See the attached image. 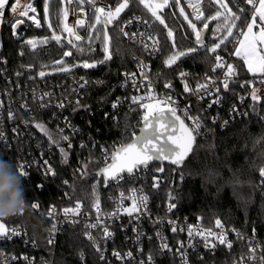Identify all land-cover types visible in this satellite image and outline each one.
Masks as SVG:
<instances>
[{"label":"built area","instance_id":"obj_1","mask_svg":"<svg viewBox=\"0 0 264 264\" xmlns=\"http://www.w3.org/2000/svg\"><path fill=\"white\" fill-rule=\"evenodd\" d=\"M181 1L186 6L192 20L199 22L205 18L204 5L208 0ZM230 1L239 9L247 10L250 15L253 13L254 6L247 0ZM65 2L68 10L67 25L73 29V35H69L67 31H59L57 35L67 45H74L77 41L75 36L79 35L81 40H84L86 32L91 29L89 25H94L92 17L96 8L102 7L105 12L109 10L114 12L123 0H94V3L89 2V0H82V2L72 0L71 3L65 0ZM257 2L258 0H256ZM15 3L17 0H8L3 16L0 17L1 35L2 28L10 29L14 37H19L25 33V27L37 26L36 22L29 17L34 16L39 21V25L41 23L35 0H19V8L31 4L36 9L35 13L29 11L28 16L13 14L11 5ZM171 3L172 0H168L164 7L171 5ZM124 10L112 21H117L118 30L119 27H123L124 32L128 35L121 33L122 37L128 43H135L138 49H134L132 56L134 60L133 70L121 73L120 83L129 90V94L121 100H116L113 104L117 106L114 108L112 104L109 111L112 118L115 119V109L123 103L128 108L136 104L141 106V114L131 132V138L136 136L143 116L147 113L142 105L147 101H155L160 108L168 110L163 103L167 97H171V100L174 101L170 106L175 108L176 113L184 119L190 129L195 128L193 118L199 119L200 128L196 130L199 134L194 132L195 138L203 137L208 132L201 115L204 111L212 112L211 120L216 122L219 127H225L229 121L248 115L249 109L245 106V102L248 97L253 95V90L264 81L260 75L244 76L241 79L243 91L237 92L234 100L225 109L226 112L224 110L223 82L227 65L230 64L229 58L233 54L228 49L234 47L237 39H239L240 31L233 32L234 35L230 38L232 42L229 43L228 48H225L222 53L215 54V57L218 54L222 58L224 64L223 68H218L219 72L214 75L205 74L201 81L195 83H191L188 74L185 73L184 77L177 76L176 85L173 83L161 84L157 78L158 70L154 69L152 64V60L157 58L161 51L158 37L146 18L137 13L122 15ZM219 11L224 13L223 10ZM201 13V20H196V15ZM60 14H63V9L60 10ZM96 14L103 16L100 13ZM17 20H21L23 23L15 29L14 34L13 24ZM77 20L83 21V24L78 25ZM110 25L111 23L108 27ZM201 29L202 27H198L197 32H200ZM69 40L72 41L71 44ZM193 42L196 43V35H194ZM145 45L149 47L146 49ZM79 65L80 63L77 62L72 70L58 72L63 77L61 80L52 78L50 70H35L29 65L13 66L4 53L3 38L1 37L0 133H2V138H0V157L5 159V149H14L16 151L15 166L17 170L20 165H23L28 174L37 171L54 183L57 172L54 163V149L60 151L63 148L69 152L75 146H84L88 142L91 146L99 144V162L102 168L111 163L113 152L123 145L113 140L108 144L99 143V140L94 138L90 131L82 129L77 122L70 119V114L66 112L68 109L71 111V106L78 105L87 89L86 78L74 73L73 69ZM233 69L235 75L229 77V84L236 77V69L234 67ZM41 71L45 73L43 77L39 75ZM145 73L147 78H144L143 74ZM133 80H135V87ZM166 84H170L171 87H166ZM81 85L84 86L81 87ZM185 85L190 91H185ZM199 85H207L208 87L197 91ZM133 96L142 97V99L133 104ZM217 100L219 102H215ZM59 105L63 106L60 107ZM48 109L51 110V117L47 121L37 117L38 112H44ZM37 124L44 125L51 135V139L48 134L36 127ZM62 136H68L69 140H63ZM46 140L47 143H45ZM49 167L55 172V175L47 171ZM74 169L79 172L81 164L77 163ZM150 172V166H139L133 173L122 172L119 179L109 180L107 185L103 183L105 195L104 197L99 196V211L94 207L95 201L85 205L72 199L67 193L58 194L55 200L45 207H42L37 200H30L27 211L49 222L45 238L48 247L55 245L67 224L82 225L87 240L103 264H158V258L161 256L171 259V264H193L196 259L199 260L208 254L215 255L221 248H229L227 244L221 245L213 237H208V239L215 247H205L203 236L196 235V233L202 232L206 235L209 230L216 233L223 231L227 241L231 243L230 249L234 251V257L229 264H264L262 243L254 230L243 231L222 221L223 228H218L215 221L209 223L201 216L181 215L175 207L170 210L169 205L173 204L171 202L159 206V209L152 208L146 187L148 184L153 187L156 186L157 180L154 176L151 183L148 181ZM38 187H41L40 184ZM133 195L137 201V211L129 214L123 209L133 207ZM142 196L147 197V201L143 204L140 203L139 199ZM77 203L81 206L79 213H70L65 216L64 209H74ZM33 204H38V208L34 209ZM53 208L55 212L49 216V212ZM3 222L6 235L0 237L12 241V244L10 245L11 248L1 252L0 264H54L50 251L39 245L25 226L9 223L7 219ZM53 224H56L54 232L51 231ZM92 225L97 226L91 227ZM105 228L112 233L111 236L104 235ZM174 228L175 231H173ZM189 228L193 229L192 236L189 235ZM13 229L18 230L19 234L13 235ZM90 236L94 238L95 243L89 238ZM114 253L119 255H114Z\"/></svg>","mask_w":264,"mask_h":264},{"label":"trees","instance_id":"obj_2","mask_svg":"<svg viewBox=\"0 0 264 264\" xmlns=\"http://www.w3.org/2000/svg\"><path fill=\"white\" fill-rule=\"evenodd\" d=\"M43 2L44 0H35L40 26L25 27V33L19 37H14L10 29L2 28L4 53L13 66L29 65L35 70L48 71L50 63L68 51L70 55L65 57L63 64L70 66L72 70L79 62L80 65L73 69L74 73L82 75L87 80L83 98L78 105L71 106V111L69 109L66 111L70 114V119L77 122L82 129L90 131L99 143L108 144L111 140L119 144L126 143L131 139V132L141 114V106L136 104L128 108L123 103L115 109V119L112 118L109 108L116 100H121L129 94V90L120 83L121 73L133 70L132 56L138 46L135 43H128L122 37L117 28V21L111 22L107 29L111 36L112 58L105 63H99L104 59L105 53L102 40L97 36L102 35L104 26L89 29L84 40L75 41L76 46L67 45L62 39L58 43L51 37L53 33L61 31L60 10L63 0H49V23L45 19ZM228 2L232 13L239 15L240 9L230 0ZM181 9L190 16L181 0H172L171 5L163 7L158 12L164 19L163 23H160L145 5H141L139 0H129L128 7L122 13V15L137 13L150 22L161 48L158 57L152 60L154 69L158 70L157 78L161 84L176 85L177 76L181 73H187L191 83L201 81L205 74H216L219 69L215 68V54L222 53L229 47L227 43L226 47L221 45L217 48L216 53L208 51L209 46L225 36L226 31L214 34L219 20L207 18L214 16L217 10H223V16H227L229 13L225 9L215 5L211 0L205 3V18L197 22L208 25L203 46L193 42L194 37ZM250 16V13L244 10L241 19L235 22L237 27H234L233 32H241L245 27L244 21L249 22ZM49 24L52 25L51 28ZM199 27L203 28L204 25ZM170 29L173 31L172 37L168 36ZM230 38L228 37L229 40ZM45 39L47 43H37L35 48L25 44L27 40ZM191 43L196 45L195 51L185 54L170 65L165 63L170 58L173 44L182 49L189 47ZM233 49L234 47L228 50L233 52ZM85 62L95 63L96 66L83 68L81 65ZM229 63L236 69V77L228 89L223 88L224 110L234 100L235 94L243 91L241 79L244 76H252L245 69L242 59L234 54L230 56ZM50 75L54 79L63 78L58 72ZM259 75L264 78V72ZM245 106L249 109L248 115L229 121L225 127H219L211 120L212 112H202L208 129L207 134L196 138L190 155L179 168L168 164L151 165L148 181L151 183L156 176L157 185L153 187L148 184L146 189L151 207L154 209L171 202L181 215L201 216L209 223L219 219L243 231L254 230L262 243L264 253V179L260 176V169L264 168V92L257 103L254 102L253 96L248 97ZM38 113L37 117L45 121L51 117L50 109ZM4 152L5 159L11 160L15 165L16 151L5 149ZM65 152L67 162L61 151L57 149L53 151L57 171L54 183L37 171L21 176L27 201L37 200L45 207L53 202L58 194L67 193L72 199L89 205L97 197H104V177L97 175L101 169L99 144L91 146L88 142L83 147L75 146L71 151ZM77 163L81 164L79 172L74 169ZM160 167L163 171L156 170ZM39 184L41 187H38ZM7 221L25 226L38 244L50 251L54 264H103L80 224H67L55 245L48 247L45 239L49 227L47 220L25 211ZM11 244L12 241L0 237V254L11 248ZM233 257L232 249L221 248L215 255H205L193 261V264H229ZM158 259V264H171V259L164 256Z\"/></svg>","mask_w":264,"mask_h":264},{"label":"snow or ice","instance_id":"obj_3","mask_svg":"<svg viewBox=\"0 0 264 264\" xmlns=\"http://www.w3.org/2000/svg\"><path fill=\"white\" fill-rule=\"evenodd\" d=\"M69 3L72 2V0H68ZM77 2H82V0H77ZM89 2H93L94 0H89ZM168 0H164V4H167ZM217 3L220 4V6L222 8H224L229 14L227 16H223V13L219 10L216 11L214 16L208 17L207 19H213V20H219V22L217 23L216 29L214 31V34L216 32H220V31H226L227 35L221 37L219 39L218 43L213 44L208 51L212 52V53H216L217 48H220L221 45H224V47L227 46V43H231L232 41L228 39V37L233 36V32L232 29L234 27H237L236 25V21L241 19V16L243 15L244 9H240V14L237 15L235 13H232L230 9H228L227 5L223 3V0H216ZM248 3L253 4L255 11L253 13V17H252V21L248 22L247 20L244 21V25L247 28V32H240L238 35L242 36L243 39H237L236 43L239 44V47L235 48V55L237 57H240L241 59L244 60V62L248 65L249 67V71H253V65L254 64H258L260 66L261 70H264V0H258L259 3V7H256V0H247ZM139 3L145 4V7L147 8L148 5L145 3V0H139ZM6 5H8V0H0V17L3 16V11L6 7ZM129 5V0H123L122 3H119L118 6L115 8V11H107L105 12V9L102 7H98L95 9V13H100L103 14V16L100 15H96V23L97 24H103L104 28H103V32L102 35H98L97 38L102 40L103 43V50L105 53L104 59L99 61V63H105L108 60H110L112 58V53H111V37L109 36V33L107 31V25L110 24L112 22V20L117 17L119 15V13L121 11H123L125 8H127ZM11 11L13 14H16L18 16H28L29 11L35 13L36 9L34 7H32L31 4H26L23 8H19V0H17V3L12 4L11 5ZM44 11H45V19H47L48 17V4L47 2L45 3V7H44ZM149 11L152 12V15L157 19L160 20V23H163V20L160 19V17L156 14V11L153 10L152 8H149ZM181 12L183 13V10H181ZM68 14V10L65 8L63 10V17L66 19ZM223 16V19L220 20V18ZM259 16V19L261 21V25L259 26V31L255 34H253V26L256 23V17ZM202 17V13L200 15H196V20H201ZM29 19L33 20L36 22L37 26L39 25V21L36 20V18L33 17H29ZM23 23V21L21 20H17L16 24H13V29H14V34H15V28L17 27V25ZM76 23L78 25H82L83 21L81 20H77ZM129 23H131V21H129ZM49 28L52 27L51 24L48 25ZM193 27V30L196 31L195 29V25L192 24L191 25ZM90 28H94L95 25L90 24L89 25ZM119 27V26H118ZM204 27L207 28L208 25L207 23H204ZM63 30L67 31L69 33V35H73V29L70 28L66 23L63 25ZM99 32V30H97ZM119 32L124 34V35H128V33L124 32L123 27H119ZM168 36L172 37V31L169 30L168 32ZM52 39L56 40L58 43L60 42L61 38L60 36L56 35L55 33H53ZM75 39L77 41H80L82 38L79 35L75 36ZM47 39H45L44 41H35V40H27L25 41L26 45H30L31 47L35 48L37 43H47ZM69 43L71 44L72 41L69 40ZM156 42L154 41V44ZM196 43L200 44L203 46V40L201 37V32H196ZM257 43H259L260 45H262V47H260L259 49L257 48ZM76 46V45H73ZM149 46L145 45V48L147 49ZM235 47V45H234ZM81 51H83V49H80ZM189 52H193L195 51V49H189ZM186 53L181 51V52H177L174 55H172L169 59H167L165 61L166 64H172L175 62V60L180 57L185 55ZM65 56L70 55L69 52H65L64 53ZM216 64H215V68H223L224 64L222 62V58L217 54L216 57ZM58 63H62V62H58ZM95 63L89 64L87 62H85L83 64L84 68H91V67H95ZM62 71H66V68H62L60 69ZM215 70V69H214ZM40 76H44L45 73L43 71H41L39 73ZM144 78H147V74H143ZM181 77H184L186 74L185 73H181L180 74ZM235 72L233 69V66L231 64L227 65V71L225 73V79L223 82V87L224 89H228L229 87V83H228V79L230 76H234ZM87 83V82H85ZM133 85L134 87L135 85V80H133ZM84 85H81V87H83ZM166 87H171L170 84H166ZM149 87H151V85H149ZM207 85H199L197 88V91H200L201 89H207ZM185 91L188 92L190 91V89L188 88L187 85H185ZM217 91H219V89H217ZM47 95V94H46ZM142 99V97H136L133 96L132 97V103L136 104L138 103L140 100ZM253 99H257L256 95H255V90H253ZM215 102H219L218 100ZM164 105L168 108V111L171 113V115L173 117H175V121H172L170 124L166 125V122L164 121V116L163 115H154L155 113H163L164 109L160 108L158 105H153V104H143L142 107H144L145 109H147V113L143 116V120H144V128L141 130V135L136 137L135 140L132 143H129L123 147H121L120 149H117L115 151V153L113 154V156L111 157V163L106 164L105 167H103L102 169H100V171L97 173V175H102L104 177V183L105 185H107L109 180H115V179H119L120 178V173L122 172H128V173H133L134 170L139 167V166H147L149 161L151 160H169L171 161L172 164H176L179 165L181 164L185 157L189 154V152L192 151V145L195 141V136L193 135L194 132H196L197 129L200 128V122L198 118H193L194 122H195V128L194 129H189L188 127L185 126L184 122L182 120H180L179 116H176V111L175 108L171 107L170 105L174 103V101L171 100V97H167L164 99L163 101ZM60 107H62L63 105H59ZM117 105L113 104V107L115 108ZM11 115V114H10ZM179 122V127L177 128V123ZM37 128H39L41 131H44L45 134H48L50 139H51V135L47 132V129L44 127V125L42 124H37L36 125ZM155 128V131H158L161 134L166 135L167 140L172 144L175 145V150L172 152V154H165L164 151L162 149H160L158 147V141H159V137L152 135L151 133H148L147 130L149 129H153ZM179 131L180 135H176V132ZM196 134L198 135L199 133L196 132ZM149 136H151V138H149ZM0 138H2V133H0ZM63 140L67 141L69 140L68 136H62L61 137ZM53 143H56V141H53ZM83 147V145H81ZM69 147H71V144H69ZM62 156L65 160V162H67V153L65 152V149L61 148L60 149ZM47 163V162H45ZM48 172H50L52 175H55V172L49 167L47 169ZM159 171H163V169H159ZM18 173L20 176H27L28 173L27 171L24 169L23 165H20L18 168ZM260 173L262 176H264V168L260 169ZM65 183L67 184V181H65ZM93 190L95 192V186H93ZM133 199V207L130 209H123L124 212H127L129 214H131L134 211H137V201L135 198V195H133L132 197ZM140 199V203L143 204L147 201V197L146 196H142L139 198ZM32 207L38 208V204H33ZM80 204L77 203L76 207L74 209L72 208H66L64 209V214L65 216H68L70 213L71 214H78L79 210H80ZM94 207H96L97 211H99V198L97 197L95 199L94 202ZM175 207V204H171L169 205V209L171 210L172 208ZM55 212V209H51L49 212V216H52L53 213ZM215 224L218 228H223V225L221 223V221L219 219H217L215 221ZM97 225H92L91 227H96ZM56 230V224L52 225V229L51 231H55ZM176 229L174 228L173 231H175ZM12 234L13 235H18L19 231L16 229L12 230ZM6 235V229H5V225L0 222V236H4ZM104 235L105 236H111L112 233H110L108 231L107 228L104 229ZM189 235L192 236L193 235V229L189 228ZM196 235H201L204 238V242H205V247H215L214 244H211L208 237H213L216 240L219 241V243L221 245L223 244H227L228 247H231V243L227 241V238L224 234L223 231L216 233L213 232L211 230H209L207 232V234L205 235L202 232H197ZM11 238V237H9ZM90 239L93 240V243H95L94 238H92L91 236L89 237ZM164 247H167V245H164ZM114 255H119L118 253H114ZM129 255H131L129 253Z\"/></svg>","mask_w":264,"mask_h":264},{"label":"rangeland","instance_id":"obj_4","mask_svg":"<svg viewBox=\"0 0 264 264\" xmlns=\"http://www.w3.org/2000/svg\"><path fill=\"white\" fill-rule=\"evenodd\" d=\"M215 5H217V6H220V4L219 3H217L216 2V0H211ZM47 2V4H49V0H44V2H43V9H44V7H45V3ZM145 3L148 5V7H147V9L149 10V8H152L153 10H155L156 11V14L160 17V19H162V20H164L163 18H162V16L158 13L159 12V10L162 8V7H164V5H166V4H164V1H162V0H145ZM223 3L224 4H226L227 5V7H228V9H230L231 10V12H232V9H231V6H230V4H229V2H228V0H223ZM221 7V6H220ZM256 7H259V3L257 2L256 3ZM66 8V2L63 0V2H62V4H61V9H65ZM222 8V7H221ZM67 9V8H66ZM224 9V8H223ZM181 10H183V9H181ZM158 11V12H157ZM254 11H255V8H254V10H253V13H254ZM149 12H151V11H149ZM182 13V12H181ZM253 13L251 14V16H250V19H249V22H251L252 21V17H253ZM44 14H45V11H44ZM151 14H152V12H151ZM183 16H184V19H185V22H186V24H187V26H188V28H189V30H190V32L192 33V36L194 37V35H196V32H197V29H198V27L199 26H201V25H204L203 23H197L196 21H194V20H192L191 19V17L190 16H188L186 13H185V11L183 10ZM96 15H98V14H95L93 17H92V21H94V25H95V27L94 28H91V29H96L98 26L100 27L101 25H103L102 23L101 24H97L96 23ZM46 21L49 23V18L47 17V19H46ZM67 22H68V15H67V17H66V19L63 17V14L61 15V17H60V23H61V25H60V27H61V31L62 32H64V30H63V25L66 23L67 24ZM113 22V21H112ZM16 24V23H15ZM192 24H194L195 25V29H196V31H194L193 30V27L191 26ZM20 25V24H19ZM19 25H17V27L15 28V29H17L18 28V26ZM261 25V21H260V19H259V16H257L256 17V23H255V25L253 26V34H255V33H257L258 31H259V26ZM36 27V26H35ZM171 30V29H170ZM233 30H234V28L232 29V32H233ZM107 31H108V29H107ZM172 31V30H171ZM173 32V31H172ZM241 32H247V28H246V26L243 28V30L241 31ZM108 33H109V31H108ZM57 35V34H56ZM225 35H227V33L225 34ZM109 36H110V33H109ZM1 37H2V35H1V32H0V39H1ZM111 37V36H110ZM239 39H243V37L242 36H239ZM218 41V40H217ZM219 42V41H218ZM213 44H211L210 46H209V48L212 46ZM257 48L259 49L260 47H262V45H260L259 43H257ZM236 47H239V44L238 43H236L235 44V47H234V49H233V54L235 53V48ZM194 48H196V45L195 44H192L191 43V45L189 46V47H187V48H182V49H179V48H177V46L175 45V44H173V46H172V53H171V55H170V57L172 56V55H174L175 53H177V52H181V51H183V52H185L186 54H188V53H190L188 50L189 49H194ZM66 52H68V51H66ZM235 55V54H234ZM184 56V55H183ZM183 56H180V57H178L175 61H177L179 58H181V57H183ZM236 56V55H235ZM65 55H62V56H60V57H58V58H56L53 62H51L50 63V73H56V72H62V70H60V69H62V68H66L67 70L68 69H71V67L70 66H67V65H65V64H63L64 63V59H65ZM240 58V57H239ZM242 61H243V64H244V67H245V69L248 71V73H249V75H252V76H254V75H259V74H261L262 72H264V70H261L260 69V66L258 65V64H254L253 65V71H249V67H248V65L244 62V60L242 59ZM58 62H62V63H58ZM264 92V84H259L257 87H256V89H255V95H256V97H257V99H255L254 100V102L255 103H257V101L259 100V98H260V95L262 94ZM253 96V95H252ZM147 104H153V105H158V103L157 102H155V101H147L146 102ZM145 103V104H146ZM146 111H147V109H146ZM159 169H161V167L160 168H158V169H156V170H158L159 171ZM260 176H262L261 175V173H260ZM263 177V176H262ZM156 179V178H155ZM264 179V178H263ZM4 220H0V222H2V223H4L3 222Z\"/></svg>","mask_w":264,"mask_h":264},{"label":"clouds","instance_id":"obj_5","mask_svg":"<svg viewBox=\"0 0 264 264\" xmlns=\"http://www.w3.org/2000/svg\"><path fill=\"white\" fill-rule=\"evenodd\" d=\"M29 209L23 180L11 160L0 157V220L20 215Z\"/></svg>","mask_w":264,"mask_h":264},{"label":"water","instance_id":"obj_6","mask_svg":"<svg viewBox=\"0 0 264 264\" xmlns=\"http://www.w3.org/2000/svg\"><path fill=\"white\" fill-rule=\"evenodd\" d=\"M108 25H109V24H108ZM108 25H107V26H108ZM200 32H201L202 40L204 41L205 36H206V34H207V32H208V28L203 27V28L200 30ZM157 114H159V115H163V116H164V121L166 122V125H167V124H170L172 121H175V117H173V116L171 115V113H170L167 109H164V112H163V113H154V115H157ZM176 116H179L180 120H182V121L184 122L185 126L189 128V126L187 125V123L184 121V119H183L178 113H176ZM176 123H177V128H178V127H179V122H176ZM143 128H144V120L142 121V123H141V125H140V128H139V130H138L136 136L132 137L129 141H127V142L124 143L123 145L119 146L117 149H120L121 147H123V146H125V145H127V144H129V143H132V142L135 140L136 137H138V136L141 135V130H142ZM189 129H190V128H189ZM147 132H148V133H151L152 135H155V136H157V137L160 138L159 141H158V147H159L160 149H162V150L164 151L165 154H169V155L172 154V152L175 150V145H172V144L167 140L166 135L161 134V133H159L158 131H155V128H153V129H149V130H147ZM176 135H177V136L180 135L179 131L176 132ZM193 135H194V134H193ZM149 138H151V136H149ZM195 141H196V138H195ZM195 141H194V143H193V145H192V148H193V146H194V144H195ZM117 149H116V150H117ZM116 150H115V151H116ZM115 151L113 152V154L115 153ZM190 153H191V152H189V154L185 157L184 161L188 158V156L190 155ZM184 161H183L181 164L176 165V164H172L171 161H169V160H151V161H149V163H148L147 166H151V165H154V164H168V165H171V166H173V167L179 168L180 166H182V164L184 163ZM104 167H105V166H104ZM102 168H103V167H102ZM102 168H101V169H102ZM125 172H126V171H125Z\"/></svg>","mask_w":264,"mask_h":264}]
</instances>
